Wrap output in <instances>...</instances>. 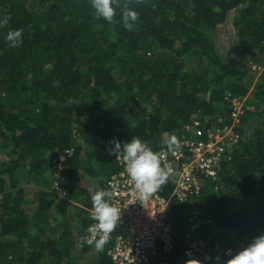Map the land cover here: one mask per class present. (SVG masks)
<instances>
[{
  "label": "trees",
  "instance_id": "16d2710c",
  "mask_svg": "<svg viewBox=\"0 0 264 264\" xmlns=\"http://www.w3.org/2000/svg\"><path fill=\"white\" fill-rule=\"evenodd\" d=\"M115 4L109 23L90 0H0V264H112L113 240L97 252L81 239L92 193L108 192L121 169L113 141L139 138L159 153L173 135L205 139L231 123L238 97L254 106L243 138L200 194L171 200L169 257L199 263L183 257L193 211L211 220L193 237L232 254L264 234V0ZM124 7L139 13L131 29ZM229 22L236 41L224 54L218 37ZM11 30H22L15 48ZM174 187L169 176L157 191L170 197Z\"/></svg>",
  "mask_w": 264,
  "mask_h": 264
},
{
  "label": "built area",
  "instance_id": "2783aa9c",
  "mask_svg": "<svg viewBox=\"0 0 264 264\" xmlns=\"http://www.w3.org/2000/svg\"><path fill=\"white\" fill-rule=\"evenodd\" d=\"M246 100V97L232 99L231 123L214 127L205 139L176 136L180 141L178 149L159 151L162 165L172 168L170 176L175 187L170 197L156 191L141 199L126 171L123 156L116 157L121 169L113 173L106 183L109 202L122 210L121 220L108 238L113 240L109 250L112 264H172L169 256L174 252L176 236L169 219L171 200L178 198L183 201L190 195L200 194L205 180L217 177L225 158H232L230 151L243 138L238 128L246 111L254 107L246 104ZM199 124L196 120L194 126L188 128L195 130ZM196 132L200 134L202 130ZM207 221L211 220L203 219L198 211L191 213L183 257L198 264H222L225 257L233 253L232 248L192 235ZM94 223L92 220L89 226Z\"/></svg>",
  "mask_w": 264,
  "mask_h": 264
},
{
  "label": "clouds",
  "instance_id": "9594fccd",
  "mask_svg": "<svg viewBox=\"0 0 264 264\" xmlns=\"http://www.w3.org/2000/svg\"><path fill=\"white\" fill-rule=\"evenodd\" d=\"M90 6L96 17L102 18L109 23L116 16L115 0H90ZM139 18V13L131 7L121 9V22L127 29L133 27ZM8 23V18L0 19V27ZM10 47H17L22 41V30H11L5 37ZM169 151L180 147L179 139L173 135L165 141ZM110 155H116L117 159L123 156L126 171L134 182V187L141 199L150 196L161 188L172 173V168L161 163V156L146 146L141 139L132 138L130 141L121 143L113 141V147L109 150ZM110 193L97 189L91 195L92 211L90 218L95 221L89 226L87 233L81 239L82 244L94 245L97 252H102L109 238V234L121 220V209L113 206L110 202ZM191 262V261H189ZM226 264H264V234L255 237L247 246L234 254H230Z\"/></svg>",
  "mask_w": 264,
  "mask_h": 264
},
{
  "label": "rangeland",
  "instance_id": "374dc122",
  "mask_svg": "<svg viewBox=\"0 0 264 264\" xmlns=\"http://www.w3.org/2000/svg\"><path fill=\"white\" fill-rule=\"evenodd\" d=\"M235 29L232 25L231 22H229L227 25H225L224 27L221 28L219 37H218V48L220 50V52L222 53H226L228 52L231 47H233L235 45V41H236V36H235ZM260 68L259 66H256L255 64H253L252 69L254 68ZM249 130V129H248ZM90 180H92V178L89 179H85L84 183H88ZM89 184V183H88ZM30 192L33 193L34 192V188H29ZM77 204V203H76ZM90 257H85L84 260L82 261L83 264H87L86 262H88V259Z\"/></svg>",
  "mask_w": 264,
  "mask_h": 264
}]
</instances>
